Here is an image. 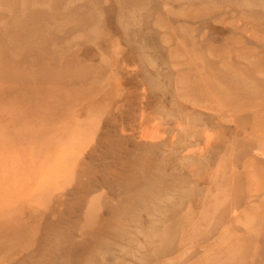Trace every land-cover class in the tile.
Masks as SVG:
<instances>
[{
    "label": "rangeland",
    "instance_id": "rangeland-1",
    "mask_svg": "<svg viewBox=\"0 0 264 264\" xmlns=\"http://www.w3.org/2000/svg\"><path fill=\"white\" fill-rule=\"evenodd\" d=\"M0 264H264V0H0Z\"/></svg>",
    "mask_w": 264,
    "mask_h": 264
}]
</instances>
